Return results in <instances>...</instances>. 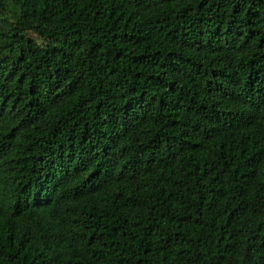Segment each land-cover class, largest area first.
<instances>
[{
	"label": "trees",
	"instance_id": "obj_1",
	"mask_svg": "<svg viewBox=\"0 0 264 264\" xmlns=\"http://www.w3.org/2000/svg\"><path fill=\"white\" fill-rule=\"evenodd\" d=\"M0 264H264V0H0Z\"/></svg>",
	"mask_w": 264,
	"mask_h": 264
}]
</instances>
